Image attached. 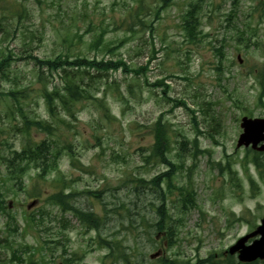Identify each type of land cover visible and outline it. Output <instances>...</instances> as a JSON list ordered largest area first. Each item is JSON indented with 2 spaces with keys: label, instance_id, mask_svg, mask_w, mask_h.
I'll list each match as a JSON object with an SVG mask.
<instances>
[{
  "label": "rangeland",
  "instance_id": "374dc122",
  "mask_svg": "<svg viewBox=\"0 0 264 264\" xmlns=\"http://www.w3.org/2000/svg\"><path fill=\"white\" fill-rule=\"evenodd\" d=\"M199 1L174 0L162 11V0H43L41 7L34 0H0V24L8 31L0 35L7 39L0 43V60L11 57L0 74V196L7 210L0 213V264H9L12 248L21 247L29 248L26 255L34 254L39 264H128L127 259L161 264L164 258L195 263L210 255L224 264L228 250L255 231L264 218V168L245 163L247 155L253 158L252 150L238 149L237 143L243 117L264 118L259 79L264 74V0H203V35L189 42L184 18ZM22 4L26 10L20 15ZM243 30L255 33L252 44L238 41ZM61 54L72 60L123 59L132 69L148 70L138 76L75 72L86 87L94 84L92 95L109 106L111 119L93 99L77 105L76 117L59 106L58 118H52L41 91L62 89L67 79L44 72L39 80L30 57ZM161 80L167 94L152 87ZM11 91L20 93L19 105L7 95ZM26 120L53 123L56 146L75 152L82 167L74 166L66 151L59 160L64 184L55 181L56 171L40 179V172L31 170L22 188L10 179L1 156L50 138L38 130L28 135ZM160 121L168 142L164 154L177 166L185 162L175 171L176 188L167 192L173 245L165 231L154 228L158 197L168 186L156 188L151 181L172 170L156 154ZM185 139L187 152L180 144ZM195 139L202 153H196ZM260 160L264 164V154ZM228 164L235 181L224 169ZM187 184L197 204L182 210L177 188ZM60 190L78 193L73 205L99 216L98 230H88L72 212L51 204L48 196Z\"/></svg>",
  "mask_w": 264,
  "mask_h": 264
},
{
  "label": "trees",
  "instance_id": "16d2710c",
  "mask_svg": "<svg viewBox=\"0 0 264 264\" xmlns=\"http://www.w3.org/2000/svg\"><path fill=\"white\" fill-rule=\"evenodd\" d=\"M174 0H162L161 8L160 10L164 11L166 10L171 3ZM203 0H200L199 3L196 5H192V9L189 10L184 18V32L186 33V36L189 40V42H196L198 41L199 36L203 35V32L201 31V8L200 4ZM34 2L41 7L43 0H34ZM235 2H234V5ZM26 8L21 5V10L18 12L20 15H22L25 12ZM234 16V14H232ZM230 15L228 16V20L230 19ZM230 21V20H229ZM8 33V31H5V28L3 25L0 24V35ZM240 33L238 37V41L242 42L244 40H248L249 43L252 44V37L255 35V33H252L250 36H248V33H246L244 30L239 31ZM201 40V39H200ZM199 40V41H200ZM7 39L5 37H0V43L6 42ZM103 42V35L100 36L96 41L95 44L97 46L101 45ZM255 47H259L260 43L255 42L253 43ZM109 53H113V49H108ZM219 53H223V49L218 50ZM31 60L35 65L38 67V77L39 80L42 81L44 78V72H46L49 77L53 74L58 75L62 79H67V81L64 83V87L62 89L58 87H54L52 91H49L47 87L42 89L41 91V97L44 99L48 106V111L52 118H58V108L59 106L65 107L67 110V113L71 115L72 117L77 116V105L81 104L85 100H91L95 102L100 103V107L103 110L104 116L106 119H111V110L108 105L104 101L97 100L92 95V89L94 87V84H91V89L89 87H86L83 81L77 80L73 74L77 72L82 76L83 70H89V71H96L98 74H103L109 72H118L122 71L124 74L131 75L135 73V75H144L147 73V68L145 67H135L132 69L131 66H129L126 62L123 61V59H117V60H108V61H98L97 59L89 60L87 58H81L77 57L74 60L71 59V56L69 54H61L57 58L54 59H40L38 56L32 55ZM11 57L3 58L0 60V74H2L9 66H10ZM222 63V62H221ZM47 70V71H46ZM65 77V78H64ZM173 77V76H172ZM94 80L93 78H91ZM260 83H261V99L264 98V74L262 77H259ZM164 80L156 82L152 87H161L164 90V94H167V90H169V87L165 85ZM147 84V83H146ZM147 86H150L148 84ZM63 92V93H62ZM20 93L16 91H11L7 95L15 101L16 105H19L18 95ZM120 100L122 98L120 97ZM262 102H260L261 104ZM20 111H22L21 107L19 108ZM30 130H38L40 132L46 133L50 138L48 140H45L41 143H29L21 151H14L12 152L10 157H4L1 156L2 164H4L7 168L9 177L12 181H16L17 185L22 188L23 186V178L26 176V174L31 170H37L40 173H38V177L40 179H46V177L53 172H58V178L55 180L57 183L64 184L65 180H63L62 173L60 174L59 168L60 163L59 160L63 154V152H67L66 154L71 158L72 164L74 166L82 167L79 164V161H77V158L74 156V151L72 150V147H68L66 149H59L56 146V142L52 140L54 137V132L56 130L55 126L51 122L42 121V120H26L25 121V132L29 135ZM201 132L198 131V135H200ZM157 156L161 159V162L163 164L168 165L172 170L167 173H163L159 175L157 178L153 179L151 181V185H153L156 188L162 189V184L165 182L167 183L168 188L166 191H162L160 196L158 197L161 205L157 208L156 212L159 217L158 222L154 225L155 230L159 232H166V241L173 245L174 241L173 238L176 235L174 232L173 226L171 225L172 222V215L170 214V210H168L167 205V192H171L173 189L176 188L174 185V177H175V171L177 169H184L185 168V162L182 160V163L177 166L174 164L171 160H169L164 152L168 150V142L167 138L165 136V125L163 122H159L158 129H157ZM181 149L182 151H186V146L188 144V140L185 139V141H182L181 143ZM196 153H202L199 149L198 145V139H195L192 143ZM253 158L249 160V156H246L245 163L251 162L256 166L257 169L264 168L263 162L260 160V157L263 156L261 153L252 152ZM180 157H182L181 154H179ZM221 166V165H219ZM191 171L196 169V166H193L190 168ZM228 174L232 177L231 180L235 181L233 178L236 177V173L233 172V169L231 168V165L228 164L224 168ZM262 180L264 178L262 177ZM144 184H147L144 180L141 181ZM191 177L189 175V183L191 184ZM251 186H256L255 181L253 178H250ZM183 185L178 187L177 189L180 192V199L179 202L181 203L180 209L182 210H189L192 207L196 206V192L193 188L190 187V185ZM88 194H93L91 191L87 192ZM78 197V193L70 192L66 193L64 190H60L59 192L53 193L52 195L48 196L50 202L52 205L58 207L62 210L63 213L72 212L76 218H78L81 222V225H83L85 228L89 229H99V224L101 222V218L97 216L93 212H87L83 211L79 208H77L75 205H73V201ZM6 203L3 198L0 196V213H7L6 212ZM32 220H35V215L33 214L31 216ZM242 220V219H240ZM14 231L17 233L18 228L15 227ZM165 243V242H164ZM29 248L21 247V248H12L11 252V259L9 264H39L38 260L35 258L34 254L26 255ZM72 260L68 259L66 260V263H71ZM126 262L128 264H131L130 261L127 259ZM161 264H220L219 262L215 261L214 256L210 255L207 259H205L203 262L201 260H197L195 263H191L189 261H183L181 259H171V258H164L160 259ZM224 264H241L237 260H235L233 257L226 256V259L224 260ZM252 264H264V262L257 261Z\"/></svg>",
  "mask_w": 264,
  "mask_h": 264
},
{
  "label": "water",
  "instance_id": "95a60500",
  "mask_svg": "<svg viewBox=\"0 0 264 264\" xmlns=\"http://www.w3.org/2000/svg\"><path fill=\"white\" fill-rule=\"evenodd\" d=\"M239 63L242 64L241 56L238 57ZM241 128L243 133L238 141V148L251 147L258 152H264V119H252L244 117L242 119ZM35 203L31 204L28 209H31ZM259 237L252 244L247 245L251 238ZM229 253L233 256L238 254V260L244 264H250L257 260L264 261V219L257 230L242 239H240L233 247L230 248ZM159 254H156L158 257Z\"/></svg>",
  "mask_w": 264,
  "mask_h": 264
}]
</instances>
